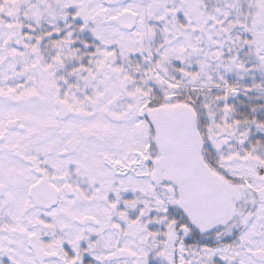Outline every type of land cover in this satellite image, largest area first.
<instances>
[{"label": "snow or ice", "instance_id": "obj_1", "mask_svg": "<svg viewBox=\"0 0 264 264\" xmlns=\"http://www.w3.org/2000/svg\"><path fill=\"white\" fill-rule=\"evenodd\" d=\"M0 264H264V0H0Z\"/></svg>", "mask_w": 264, "mask_h": 264}]
</instances>
